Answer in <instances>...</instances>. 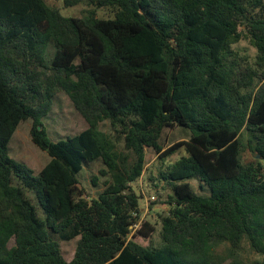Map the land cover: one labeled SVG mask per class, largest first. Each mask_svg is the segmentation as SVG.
<instances>
[{
	"label": "trees",
	"instance_id": "1",
	"mask_svg": "<svg viewBox=\"0 0 264 264\" xmlns=\"http://www.w3.org/2000/svg\"><path fill=\"white\" fill-rule=\"evenodd\" d=\"M63 2L90 8L66 17L45 0H0V264H246L244 243L264 255V0ZM244 37L253 59L234 49ZM61 91L87 128L52 141L43 119ZM27 120L50 157L36 176L10 156ZM176 126L190 137L163 151ZM181 148L160 173L172 192L160 244L135 241L155 231L146 221L128 239L146 150L164 161ZM97 161L105 181L88 200L79 175ZM76 238L67 261L61 242Z\"/></svg>",
	"mask_w": 264,
	"mask_h": 264
},
{
	"label": "rangeland",
	"instance_id": "2",
	"mask_svg": "<svg viewBox=\"0 0 264 264\" xmlns=\"http://www.w3.org/2000/svg\"><path fill=\"white\" fill-rule=\"evenodd\" d=\"M50 6H53L61 11L66 17H82L85 12L90 8L87 4H79L74 7H65L63 0H45ZM99 18H111L114 12L111 8L97 9ZM234 49L242 54H247L251 59L256 55V49L252 46L248 38H243L234 45ZM44 126L52 141L64 140L67 137L75 136L87 128V123L76 111L69 96L61 91L59 92L53 102L52 110L47 117L43 119ZM32 121L27 120L22 122L16 132L14 133L10 143V156L16 161L23 163L32 170L36 176L41 169L49 162L50 157L48 154L40 150L32 141L30 130ZM102 131L111 133L110 124L108 121L100 125ZM190 137L189 130H184L180 127L167 128L164 131L161 145L163 151L172 146L173 144L181 141H186ZM187 153L184 148H181L171 157L160 160V156L153 149L146 150V165L143 175L140 179L132 184V189L142 197L140 198V209L145 214L146 222L154 226L155 231L149 238L138 235L135 241L142 245L158 246L160 244L161 232V217L169 212V195L172 193L170 187L160 179V173L165 170L168 164L174 163ZM243 157L245 160H250L251 154L244 152ZM103 168V163L97 161L95 163L86 165L79 175L80 188L85 191V197L88 200L97 198L103 189L105 178L99 175L100 170ZM94 176L99 177L97 184L92 181ZM194 190L199 194L207 195V189L201 191L199 189V182L196 179L189 180ZM155 197V200H151ZM148 209V210H147ZM41 214V212H40ZM79 238L71 241L61 242V250L64 258L71 261L74 257ZM14 243L12 240L10 246ZM225 246L219 249L220 253L225 252ZM240 257L246 264H251L255 261L262 260L264 255L256 254L251 249L248 243H244L239 253Z\"/></svg>",
	"mask_w": 264,
	"mask_h": 264
},
{
	"label": "built area",
	"instance_id": "3",
	"mask_svg": "<svg viewBox=\"0 0 264 264\" xmlns=\"http://www.w3.org/2000/svg\"><path fill=\"white\" fill-rule=\"evenodd\" d=\"M151 200H155V197H151ZM148 210V209H147ZM144 211L140 209V212H137L134 214V217L136 218V222H134L130 226V234L128 239H132L133 236L143 227L145 220V214L143 213Z\"/></svg>",
	"mask_w": 264,
	"mask_h": 264
}]
</instances>
